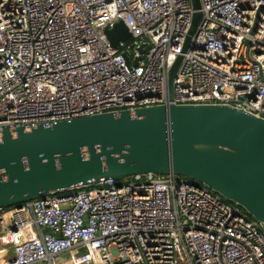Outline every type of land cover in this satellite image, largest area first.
Instances as JSON below:
<instances>
[{"label":"built area","instance_id":"1","mask_svg":"<svg viewBox=\"0 0 264 264\" xmlns=\"http://www.w3.org/2000/svg\"><path fill=\"white\" fill-rule=\"evenodd\" d=\"M201 4L183 52L191 0H0V125L168 104L183 53L173 102L264 118V0ZM0 264H264V223L190 177L107 178L0 207Z\"/></svg>","mask_w":264,"mask_h":264},{"label":"water","instance_id":"2","mask_svg":"<svg viewBox=\"0 0 264 264\" xmlns=\"http://www.w3.org/2000/svg\"><path fill=\"white\" fill-rule=\"evenodd\" d=\"M191 3L183 52L203 19L201 0ZM106 33L114 47L132 37L123 20ZM183 54L169 73L168 104L0 125V207L107 178L176 174L264 223V118L225 104L173 102Z\"/></svg>","mask_w":264,"mask_h":264},{"label":"trees","instance_id":"3","mask_svg":"<svg viewBox=\"0 0 264 264\" xmlns=\"http://www.w3.org/2000/svg\"><path fill=\"white\" fill-rule=\"evenodd\" d=\"M247 213V212H246Z\"/></svg>","mask_w":264,"mask_h":264}]
</instances>
